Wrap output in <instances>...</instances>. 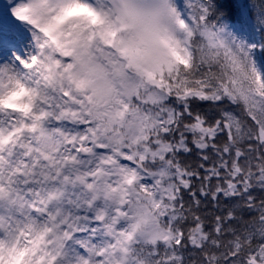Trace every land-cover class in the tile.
Wrapping results in <instances>:
<instances>
[{"label": "snow or ice", "instance_id": "1", "mask_svg": "<svg viewBox=\"0 0 264 264\" xmlns=\"http://www.w3.org/2000/svg\"><path fill=\"white\" fill-rule=\"evenodd\" d=\"M0 264H264V0H0Z\"/></svg>", "mask_w": 264, "mask_h": 264}]
</instances>
